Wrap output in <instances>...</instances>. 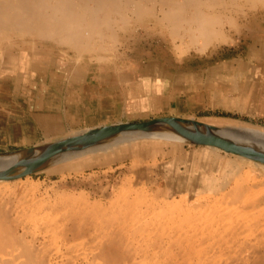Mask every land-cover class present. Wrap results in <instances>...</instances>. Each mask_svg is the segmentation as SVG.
Listing matches in <instances>:
<instances>
[{"label":"bare ground","instance_id":"bare-ground-1","mask_svg":"<svg viewBox=\"0 0 264 264\" xmlns=\"http://www.w3.org/2000/svg\"><path fill=\"white\" fill-rule=\"evenodd\" d=\"M132 27L166 53H117ZM223 45L242 51L227 57ZM200 60L213 61L193 69ZM29 62L151 78L183 91L190 109L244 111L264 102V0H0V74L15 68L21 77ZM184 69L204 78L170 74ZM184 144L199 150L184 153ZM40 174L101 186L43 198L22 182ZM0 264H264V126L119 120L0 151Z\"/></svg>","mask_w":264,"mask_h":264},{"label":"crops","instance_id":"crops-1","mask_svg":"<svg viewBox=\"0 0 264 264\" xmlns=\"http://www.w3.org/2000/svg\"><path fill=\"white\" fill-rule=\"evenodd\" d=\"M219 55L221 54H214L213 58ZM226 56L229 57V54ZM212 61L200 60L192 63L191 66L196 69L197 65H201V68L205 69L207 63L210 64ZM30 62L26 65L28 67H25L21 77L17 75L15 68H10L6 74H0V77L10 74V80L8 78L7 83H0V151L34 146L71 132L118 123L119 120L120 122H138L162 116H183L196 119H231L264 126L262 123L264 122V102L260 103V106L259 103H252L244 111L204 105L190 109L183 101L184 92L176 91L171 84L163 81H155L151 78L145 80L142 76L112 80L99 75L97 69L92 67H89V71L85 73H75L52 65H47L48 68H35L30 65ZM182 72L198 73L196 74L198 78H204L199 69L196 72L184 69L170 74L176 77ZM165 146L161 145L160 151H167L168 146ZM180 148L183 152L185 151L184 153L199 150L198 146L186 144ZM156 158L163 160L160 155ZM219 161L226 160L220 156ZM96 168L95 166L92 169H85V172L95 171ZM66 171L68 172L66 169L63 172ZM69 171L72 173L76 170Z\"/></svg>","mask_w":264,"mask_h":264},{"label":"rangeland","instance_id":"rangeland-1","mask_svg":"<svg viewBox=\"0 0 264 264\" xmlns=\"http://www.w3.org/2000/svg\"><path fill=\"white\" fill-rule=\"evenodd\" d=\"M260 20V19H259ZM259 20H258V23H257V25L256 24H254V25H252L253 27H256V26H259V25H261L260 23H259ZM132 28H134V27H132ZM142 29V30H141ZM143 29L144 28H142V27H136V28H134L133 29V32H132V36L131 35H128L127 33H125V34H123L122 33V35H121V39H120V41H122V43L121 44H124V41H127V38L129 37V40H130V42L128 43V45H127V43H126V46L124 47V45L123 46H118V45H121V44H117L116 46H118L117 47V53L119 52V53H121L122 51L127 55V56H130V55H132V49L134 48L133 46H136L135 47V50H136V54L134 55L135 57H133L132 56V58H134L136 61H139L140 59H144V58H147V56H151V57H158L159 56V51L161 50V53H166V50L164 49V47H161L160 46V48H159V46H155V45H157L158 43H156L155 41H143L142 39H141V37L139 36V35H143ZM134 31H135V33H134ZM137 33V34H136ZM121 34V33H120ZM137 35V36H136ZM141 35V36H142ZM133 36L135 37L134 39H135V41L134 40H132L131 38H133ZM139 37V38H138ZM144 37V36H143ZM125 38V39H124ZM135 42V43H134ZM132 43V44H131ZM134 43V44H133ZM236 47H229L228 45H223L222 46V49H220L219 51L222 53V54H229V53H233V54H235V55H237V51H242V49H241V47H237L236 49H235ZM225 50V51H224ZM151 51V52H150ZM240 51V52H241ZM114 53V52H113ZM151 53V54H150ZM153 55V56H152ZM156 55V56H155ZM244 120H247V118H244ZM262 123H264V122H262ZM33 178V179H32ZM32 178H27V179H23L22 180V182L23 183H25L26 184V186L29 188V187H39V188H41V191H42V193L45 195H42L41 194V196H43V198H46V197H50L51 199H54V197L57 195H63L64 193V195H70V193L72 192V191H74L75 193H83V191H84V194H88L87 192H94V191H96V189L94 188V187H96V186H98V187H100L101 186V180H97L94 184H93V188H88L87 186H88V184L87 183H84V184H81V185H79V181H77L76 179H72V181L71 180H66L65 182L63 181V180H59L57 177H53L51 180H45L44 181V175H42V174H40L39 176H33ZM56 180V181H55ZM59 180V181H58ZM27 181V182H26ZM52 181V182H51ZM76 183V184H75ZM59 184H60V187H59ZM78 184V185H77ZM102 185H103V183H102ZM104 185H105V183H104ZM63 186V187H62ZM68 186H70V187H68ZM72 187V188H71ZM80 187V189H78ZM54 188H56V190H57V188H58V191H59V193H58V191H56ZM64 188V189H63ZM68 188V189H67ZM76 188H77V190H76ZM59 189H62V190H59ZM66 189V190H65ZM71 189V190H70ZM72 189H74V190H72ZM63 190H64V192H63ZM44 191H46V192H44ZM51 191V192H50ZM54 191H56V192H54ZM69 192V193H68ZM73 192V193H74ZM58 193V194H57ZM68 193V194H67ZM97 193H101V192H97ZM72 194V193H71ZM91 195V194H90ZM98 195H100V194H97L96 195V198L98 199ZM53 197V198H52Z\"/></svg>","mask_w":264,"mask_h":264}]
</instances>
